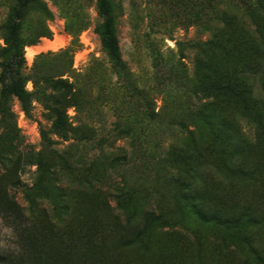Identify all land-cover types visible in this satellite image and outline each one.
Wrapping results in <instances>:
<instances>
[{
    "label": "rangeland",
    "instance_id": "374dc122",
    "mask_svg": "<svg viewBox=\"0 0 264 264\" xmlns=\"http://www.w3.org/2000/svg\"><path fill=\"white\" fill-rule=\"evenodd\" d=\"M19 1L0 0V78ZM107 1L116 53L101 43L98 0L26 8L18 39L31 109L8 95L12 121L0 118V177L18 182L8 192L58 225L108 204L127 217L125 245L107 238L119 261L260 264L264 222L229 218L264 186V0ZM44 26L51 38L27 45ZM212 33L216 44L199 48ZM23 244L0 218V253Z\"/></svg>",
    "mask_w": 264,
    "mask_h": 264
},
{
    "label": "trees",
    "instance_id": "16d2710c",
    "mask_svg": "<svg viewBox=\"0 0 264 264\" xmlns=\"http://www.w3.org/2000/svg\"><path fill=\"white\" fill-rule=\"evenodd\" d=\"M35 1L20 0L14 11L13 21L8 28L12 57L3 66L5 69L4 76L0 78L1 82H8L0 91V118L2 121L10 122L13 118V113L7 105L8 95L13 96L19 102L21 110L25 114H28L31 109L32 95L25 90V84L31 81V76L29 78V76L22 73L23 47L25 45L21 44L18 39V29L26 8ZM98 1L103 17L101 43L108 51L116 53L118 47L113 31L109 3L107 0ZM225 15L224 13L223 16ZM218 19L220 20V18ZM236 19L239 20V18ZM51 36L49 29L44 26L36 35L31 36L27 45H34L40 38L49 39ZM215 41L216 36L212 33L208 41L199 42V48L214 46ZM72 52L74 51L71 46L64 51V53ZM258 74L260 84H263L264 67L259 69ZM59 76H63V74L61 73ZM32 83L34 86V82ZM219 88L221 90L231 89L227 79L219 85ZM65 124L64 118L57 114L53 122L55 131L58 133L63 132ZM233 137L234 135L229 140L232 141ZM15 177H0V218L9 221L16 234L23 236V250H18L16 253H0V264H131L130 261H119L112 258L108 252L110 244L107 238L109 235L117 236L123 243L127 242L126 238H122L123 233H128L124 226L127 217L121 219L122 214L117 211L110 214V211H107L110 207L108 204L106 207L105 203V213L84 210L74 214L65 224L52 223L44 212L31 214L23 209L8 192L10 187L18 183ZM235 209L237 210L236 213L229 218L234 222L242 218H246L253 223L264 222V186L256 193L254 203L240 204ZM234 216H237V218ZM216 217L220 218L221 216ZM224 222L230 223L228 220H224ZM254 255L260 264H264V249L254 251Z\"/></svg>",
    "mask_w": 264,
    "mask_h": 264
}]
</instances>
